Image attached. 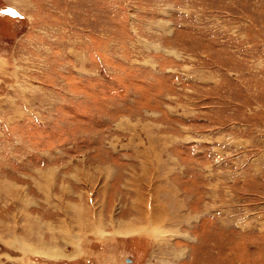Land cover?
<instances>
[{
  "label": "rangeland",
  "instance_id": "1",
  "mask_svg": "<svg viewBox=\"0 0 264 264\" xmlns=\"http://www.w3.org/2000/svg\"><path fill=\"white\" fill-rule=\"evenodd\" d=\"M0 264H264V0H0Z\"/></svg>",
  "mask_w": 264,
  "mask_h": 264
},
{
  "label": "snow or ice",
  "instance_id": "2",
  "mask_svg": "<svg viewBox=\"0 0 264 264\" xmlns=\"http://www.w3.org/2000/svg\"><path fill=\"white\" fill-rule=\"evenodd\" d=\"M5 11L12 16H17V17L19 16V12L15 11L14 9L9 8L6 9Z\"/></svg>",
  "mask_w": 264,
  "mask_h": 264
}]
</instances>
